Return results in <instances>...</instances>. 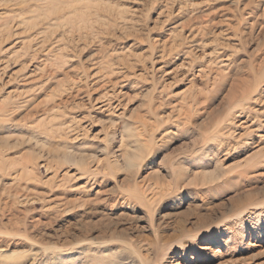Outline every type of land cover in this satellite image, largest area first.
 <instances>
[{"label": "rangeland", "instance_id": "rangeland-1", "mask_svg": "<svg viewBox=\"0 0 264 264\" xmlns=\"http://www.w3.org/2000/svg\"><path fill=\"white\" fill-rule=\"evenodd\" d=\"M0 264H264V0H0Z\"/></svg>", "mask_w": 264, "mask_h": 264}, {"label": "bare ground", "instance_id": "bare-ground-1", "mask_svg": "<svg viewBox=\"0 0 264 264\" xmlns=\"http://www.w3.org/2000/svg\"><path fill=\"white\" fill-rule=\"evenodd\" d=\"M108 99V98H107Z\"/></svg>", "mask_w": 264, "mask_h": 264}]
</instances>
